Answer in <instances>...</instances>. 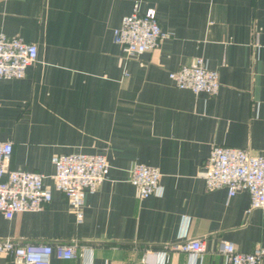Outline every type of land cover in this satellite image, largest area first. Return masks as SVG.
<instances>
[{"label":"crops","instance_id":"crops-1","mask_svg":"<svg viewBox=\"0 0 264 264\" xmlns=\"http://www.w3.org/2000/svg\"><path fill=\"white\" fill-rule=\"evenodd\" d=\"M133 5L152 9L166 37L126 59L111 33ZM0 34L36 46L21 79L0 80V142L12 144L10 169L41 174L50 191L37 212L0 213V240L87 250L49 264H189L163 249L183 230L204 247L193 264H223L222 243L264 245V211H248L243 191H206L200 174L213 146L264 155V0H0ZM195 57L217 72L216 95L168 79ZM73 153L108 166L79 223L50 162ZM134 164L157 169L159 196L137 198Z\"/></svg>","mask_w":264,"mask_h":264},{"label":"built area","instance_id":"built-area-1","mask_svg":"<svg viewBox=\"0 0 264 264\" xmlns=\"http://www.w3.org/2000/svg\"><path fill=\"white\" fill-rule=\"evenodd\" d=\"M111 37L127 59L156 49L166 35L161 32L152 9L139 13L137 5H133L131 12L122 17L119 26L112 30ZM35 61L34 44L0 34V80L21 79L25 69ZM167 77L176 89L188 90L194 95L214 96L219 88L217 72L208 69L200 57L169 72ZM11 154L12 144L0 142V213L7 220L12 219L15 213L37 212L50 201V191L42 182L44 177L36 172L10 169ZM50 162L53 166V188L64 196L75 222L79 223L84 196L92 194L107 178L106 160L101 154L73 153L55 155ZM128 174V183L135 189L138 199L161 194L157 169L134 164ZM200 174L206 191L223 188L228 198L243 191L248 196V211H264V155H250L245 149L235 147L213 146ZM178 238L180 242L163 249L186 254L189 264H193L204 253L202 241L186 238L184 230ZM85 250V247L75 244L0 240V256L10 258L12 264H49L52 256L70 260L83 255ZM219 251L223 264L264 262V245L251 252L240 253L230 243H222Z\"/></svg>","mask_w":264,"mask_h":264}]
</instances>
